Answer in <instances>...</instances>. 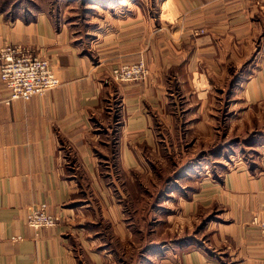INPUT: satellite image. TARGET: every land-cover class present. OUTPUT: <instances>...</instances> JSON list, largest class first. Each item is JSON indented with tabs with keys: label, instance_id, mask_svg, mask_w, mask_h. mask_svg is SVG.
<instances>
[{
	"label": "crops",
	"instance_id": "obj_1",
	"mask_svg": "<svg viewBox=\"0 0 264 264\" xmlns=\"http://www.w3.org/2000/svg\"><path fill=\"white\" fill-rule=\"evenodd\" d=\"M85 4L84 19L0 11V48L46 57L59 80L8 103L0 81V264H264V0ZM139 60L144 80L112 79ZM160 129L184 131L169 138L180 149L170 163ZM227 140L238 141L229 156L254 157L191 167L199 144L227 156L214 152ZM131 190L153 212L146 232L131 221ZM41 203L60 219L35 231L27 213Z\"/></svg>",
	"mask_w": 264,
	"mask_h": 264
},
{
	"label": "built area",
	"instance_id": "obj_2",
	"mask_svg": "<svg viewBox=\"0 0 264 264\" xmlns=\"http://www.w3.org/2000/svg\"><path fill=\"white\" fill-rule=\"evenodd\" d=\"M148 73L145 62L139 60L113 68L111 77L117 82L138 83L144 80ZM0 81L8 90L6 103L26 102L33 96L44 95L59 86L55 68L47 58L30 55L23 46L12 44L0 48ZM59 219L48 212L46 203L32 206L27 213V224L35 231L55 227ZM258 231L264 242V222L258 224Z\"/></svg>",
	"mask_w": 264,
	"mask_h": 264
},
{
	"label": "rangeland",
	"instance_id": "obj_3",
	"mask_svg": "<svg viewBox=\"0 0 264 264\" xmlns=\"http://www.w3.org/2000/svg\"><path fill=\"white\" fill-rule=\"evenodd\" d=\"M13 3L14 4L17 3L16 8L19 7V9H16L12 6L10 7L11 10L16 9L15 10L16 15H20V12L22 10H29V11L35 12V11H38L40 9H50V10H55L56 12H58L61 15V17L65 18V19H68V18L73 19L75 16H78V15L84 19L91 12L90 7L87 6V4H85V2H84V5L81 6L75 0H26V1L25 0H13ZM22 15H25V14L23 13ZM117 105H118V103H116V105H114V108L116 107V109H117ZM183 129L182 130L177 129L176 134H175V131H173V129H171L170 133L166 129L165 130L160 129L161 138H164V139L167 138L166 144L168 146H166V149H168L169 151L165 150V153H169V155H171V156H167L169 163L171 161H173L172 155L174 153L180 151L179 148L173 147L170 144L169 138H176V136L178 135V132H179V136L184 139ZM262 129H264V128H262ZM257 130H259V129H257ZM218 131L221 133V135H224L227 131L225 125L222 124V126H220ZM256 135H257V133L254 134V136H256ZM220 140H224V137H222ZM251 140H252V138L248 139V141H245V142H250ZM229 141H231V140H227L226 143H223V148L228 146V145H230L229 147H231L230 149H228L226 151L225 155H227V156H217V155L216 156H205L201 153V151L209 149V146L207 145V148L205 149V144H203V143L199 144V146L197 147V151H199V153L196 156H189V158H190L189 161H190L191 167L198 166L200 170L204 169V170H211V171L219 172L221 170L227 169L228 165L233 163L232 160L235 161V160H237V158H242V157H244L245 159H250L251 157H254V156H229L231 153H234L233 150L235 149V147H237L236 143L238 142V141L235 143L231 142L230 144H227ZM185 142L183 140L184 144L189 145V142H187V141H185ZM219 143H221V141H219L217 144H219ZM185 151H186V153L192 154V151H190V150H189V152H187L188 150L185 149ZM161 152H162V149L160 151V154H161ZM241 152L244 155L251 154V153H256V154L258 153V151L256 149H254V148L253 149L252 148L247 149L246 147H243V149H241L240 154H241ZM193 154H195V153H193ZM147 157H150V156H147ZM162 157L165 158V156H162ZM153 166L157 169H161V168H159L161 166L157 165L156 160H154V158H153ZM163 171H165V170H163ZM164 180L165 179H163V181ZM144 183L146 184L145 181H144ZM160 184H161V182H160ZM147 186L149 187V190H153V196L156 195L158 189L156 188V190H155L154 188H152L151 184H149ZM130 194H131V196L128 198V201H129V203H131V207L133 208V211H132L133 218H131V221H135V225H134L135 231H136V233H138V232H140V228H144V231L146 232L148 226H145V223L148 220H150V223H152L150 228L153 227V218H154V215H152L153 212H151L152 210H150L151 209L150 206H148L147 203H145V194H143V193L137 194V193L133 192L132 190H131ZM133 224H134V222H133Z\"/></svg>",
	"mask_w": 264,
	"mask_h": 264
},
{
	"label": "trees",
	"instance_id": "obj_4",
	"mask_svg": "<svg viewBox=\"0 0 264 264\" xmlns=\"http://www.w3.org/2000/svg\"><path fill=\"white\" fill-rule=\"evenodd\" d=\"M26 1V0H25ZM86 1H88V0H81V6L82 5H84V2H86ZM14 7V8H16L17 7V3L16 4H14L13 3V0H0V11H6L8 8H10V7ZM17 9V8H16ZM10 14H12V11L11 12H9ZM13 14H15L14 12H13ZM12 17H16V14L15 15H11ZM232 143L234 142H237V141H231ZM227 144H230V142H228ZM226 144V145H227ZM230 145H228V146H226V147H229ZM221 147H222V149H223V145L222 144H220L219 146H218V149H216L214 152H217L218 153V150L219 149H221ZM211 153V152H210ZM203 155H205V156H208L209 155V153H207V154H203ZM105 157H107V160H108V162H109V166H111V165H113V158H115L114 156H105ZM165 183H166V181H165ZM163 193L164 192H161V193H159L158 195H157V197H161V195H163ZM154 197V196H153ZM156 197V198H157ZM154 199H155V197H154ZM126 211L128 212V213H130V210H129V208L128 207H126Z\"/></svg>",
	"mask_w": 264,
	"mask_h": 264
}]
</instances>
